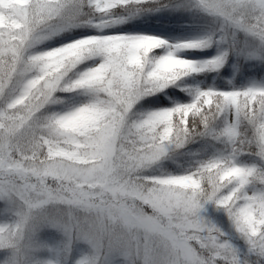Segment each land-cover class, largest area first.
<instances>
[{
  "label": "snow or ice",
  "instance_id": "6c2138e0",
  "mask_svg": "<svg viewBox=\"0 0 264 264\" xmlns=\"http://www.w3.org/2000/svg\"><path fill=\"white\" fill-rule=\"evenodd\" d=\"M0 264H264V0H0Z\"/></svg>",
  "mask_w": 264,
  "mask_h": 264
},
{
  "label": "rangeland",
  "instance_id": "374dc122",
  "mask_svg": "<svg viewBox=\"0 0 264 264\" xmlns=\"http://www.w3.org/2000/svg\"><path fill=\"white\" fill-rule=\"evenodd\" d=\"M43 235L46 239H55L56 238V234L53 232H45V233H43Z\"/></svg>",
  "mask_w": 264,
  "mask_h": 264
}]
</instances>
